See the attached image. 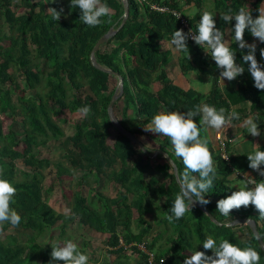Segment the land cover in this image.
I'll return each instance as SVG.
<instances>
[{
    "label": "trees",
    "instance_id": "16d2710c",
    "mask_svg": "<svg viewBox=\"0 0 264 264\" xmlns=\"http://www.w3.org/2000/svg\"><path fill=\"white\" fill-rule=\"evenodd\" d=\"M13 1L0 0V17L13 31L7 46L3 42L8 37L0 35V167L4 169L2 178L17 189L11 206L22 219L14 231L28 236L20 242L14 233L4 235L11 228L9 224L0 226V264H48L53 243L43 237L59 221L62 233L70 223L78 222L85 228L108 234L106 247L116 260L108 258L107 264H148L147 254L139 248L142 243L155 253L156 263L164 259V264H183L185 256L191 252L204 251L202 243L208 236L218 243L223 238L241 248L254 247L260 253V264H264V249L248 224L225 226L240 218H251L259 234L264 236V222L259 220L254 206L233 210L231 217H223L216 211L217 201L236 191L231 186L234 170L240 169L237 176L242 179L243 173L251 170L247 156L225 161L214 149L208 131L201 130V137H208L218 177L206 194L210 202L203 207L221 225L196 205L182 219L169 223L165 215L179 194L180 186L170 161L162 154L151 156L163 150L169 153L181 172L184 167L166 137L157 134L156 140L160 142L157 147H153L156 146L154 141L152 145L145 141L151 139L145 127L155 114L186 112L204 101L217 109L235 108L241 119L234 120L233 125L253 117L259 128L264 129V91L254 87L247 65L235 86L222 89L215 78L219 75L215 62L188 39L190 59L187 53L180 52L181 69L183 72L197 69L212 76L210 91L203 94L193 88L183 89L169 77L168 66L173 56L170 50L162 49L163 43L171 39L175 30L182 29L181 20L173 13L152 9V5L182 11L194 4L198 12L188 16V21L196 31L207 0H128L130 12L122 28L124 0H102L112 9V14L103 17L104 23L95 28L80 22L79 9H70V0H63L67 14L58 22L52 19L48 8L59 11L60 0L55 3L52 0H21L24 12L20 14L14 10ZM211 2L219 17L217 27L223 30L229 25L220 19L219 13L245 7L249 11L252 9L255 17L258 15L255 10L264 0ZM111 28H120L105 44H112V49L103 50V45L95 58L100 66L123 77L124 92L113 106L114 115L139 140H143L141 136L145 138L142 142L146 151H140L141 148L113 124L109 105L118 83L112 87L111 78L116 77L119 82L118 76L97 69L91 59L96 43ZM245 40L257 44V59L264 64L259 55L264 44L254 41L247 32ZM231 47L237 52V63H242L243 53L238 45L232 43ZM85 88L88 93L82 95ZM120 104L123 105L121 116L117 113ZM243 104L249 107H242ZM85 105L91 107V113L88 118H81L77 109ZM68 112L80 119L74 124L72 135H67L55 119V115ZM195 119L198 123L199 117ZM8 121L11 123L6 129ZM52 140H62L63 159L58 162L39 154V149ZM19 160L30 169L19 171ZM51 168H55L58 175H74L79 185L68 215L56 213L45 198L51 186L47 187L44 172ZM150 168L161 178L150 176L147 179ZM255 174L256 180H264L257 172ZM111 182L119 190L114 197L104 192V184ZM88 186L95 192L97 207L83 194L82 189ZM149 213L156 215L155 224L159 227L153 235V225L146 218ZM134 221L137 223L135 232L132 230ZM243 228L248 233L244 238ZM87 244L85 242L84 248L78 249L87 253ZM206 254L212 255L211 250ZM133 255L137 257L133 259ZM99 262L96 259V263Z\"/></svg>",
    "mask_w": 264,
    "mask_h": 264
},
{
    "label": "clouds",
    "instance_id": "9594fccd",
    "mask_svg": "<svg viewBox=\"0 0 264 264\" xmlns=\"http://www.w3.org/2000/svg\"><path fill=\"white\" fill-rule=\"evenodd\" d=\"M55 2L56 0H52V3ZM69 7L72 10L79 9L80 22L89 28L101 25L104 23L102 18L110 17L112 14V9L106 3H102V0H70ZM48 11L52 19L58 22L64 9L57 11L56 8L50 7ZM255 11L258 13L255 17L252 15V9L249 11L245 7H240L235 12L229 8L226 12L219 13L220 19L229 25L223 30L217 27L214 18L216 14L203 11L194 33L186 34L182 29L175 30L167 46L174 53H187L190 59L187 41L191 38L215 62V68L219 70V75L215 78L221 85L225 86V80L231 82L244 74L245 65H247V72L253 79L254 87L264 91V64L257 59V44L248 43L245 40L247 32L254 41L264 44V2ZM232 43L238 45V49L243 53L242 63H237V52L233 51ZM245 49L246 53L243 52ZM259 55L261 60H264V48L259 49ZM211 78L213 77L210 76L209 80ZM77 113L81 118H88L91 107L82 106L77 109ZM197 117H199L198 123L195 119ZM111 119L118 120L115 116H111ZM240 119L235 108L217 109L208 103H201L186 112H159L145 127L146 131L164 136L170 141L174 155L182 161L184 167L182 172L179 169L175 171V180L180 186V191L166 212L165 218L169 223L182 219L186 213L192 211L196 202L202 206L210 202L206 199V194L214 187V181L218 177L215 161L208 147V137H201V130L215 132L217 139H220L229 128L233 127V121ZM241 127L246 128L247 133L253 137L261 135L259 125L253 117L244 119ZM235 140L236 138L233 142ZM246 156L249 161L248 168L257 172L260 177H264V150H261L260 145L252 144V150ZM224 159L227 160L228 157L225 156ZM170 165L175 167L173 161H170ZM3 173L4 169L0 167V226L7 223L12 228H16L22 219L11 206L17 189L9 180L2 178ZM233 173L236 176L239 175L240 169H235ZM243 175L245 178L239 179L238 190L232 191L230 195L217 201L216 211L223 217H231L230 213L233 210L251 205L259 213V220L264 222V180L258 181L247 172ZM67 212L68 210L65 209L66 214ZM254 238L258 241L264 240V236L259 234ZM202 245L204 251L191 252L190 255L185 256L183 264H260V253L252 246L241 248L223 238L218 243L212 236L206 237ZM51 248L48 264H54V262L58 264L61 261L63 264H89V256L81 252L72 240L63 243L55 242ZM208 250H211L212 255L206 254ZM161 264H164V261H161Z\"/></svg>",
    "mask_w": 264,
    "mask_h": 264
},
{
    "label": "rangeland",
    "instance_id": "374dc122",
    "mask_svg": "<svg viewBox=\"0 0 264 264\" xmlns=\"http://www.w3.org/2000/svg\"><path fill=\"white\" fill-rule=\"evenodd\" d=\"M61 1V5L59 6L60 9L63 8L64 12L62 13L61 17L65 18L66 13V8L64 7L63 4V0ZM22 2L21 0H14L13 1V8L14 10L20 14L24 12V9L21 7ZM218 22V20H217ZM217 24V23H216ZM13 33L12 29L10 28V26L0 17V35L4 34L6 35L8 38L4 40L3 43H5V45H9L10 43V35ZM103 50H111L112 49V44L110 45H104L102 47ZM111 83H112V87H114L115 85L119 86V82L117 81L116 77H112L111 78ZM118 88V87H117ZM87 92V88H85L84 90H82V95H86ZM122 104H120L117 108V113L119 116H121L122 114ZM55 119L62 125V127L64 128V130L66 131L67 135H72L75 132V126L74 124L79 122L80 119L74 118V116H72L69 112L66 115L60 114V115H55ZM11 123V121L6 122V129L8 127V125ZM21 127H18L17 129H19ZM22 129H20L19 131H21ZM149 133V131H147ZM152 135H155V133H152ZM117 133L114 131V136H116ZM141 139H143L142 141H144V137H140ZM148 138H146L145 140H147ZM150 144L153 142L150 138L148 139ZM61 141L62 140H52L50 141L47 145L42 146L39 149V154L41 157H48L52 160H54L55 162H58L60 160H62L63 158V148H61ZM152 147V146H151ZM65 164V163H64ZM18 167H19V171L23 170V169H30L28 167H26V165L23 163V161L19 160L18 161ZM20 173V172H19ZM81 174V172H79ZM155 173V172H154ZM21 174V173H20ZM46 180L45 183L47 185V187L51 188V191L47 192V195L45 196L46 200L49 202V204H51L55 210L56 213H60L63 215H68L71 212V207L73 204V199H74V194L79 190V185L77 183V180L75 178V176H71L67 173H63L61 175H58L56 172L55 168H51L48 169L44 172ZM156 174V173H155ZM157 175H159V173H157ZM161 176V175H159ZM20 178H22V176L20 175ZM240 180H242L240 178ZM240 180H235V181H231V186H233V188L235 190H238V186H240ZM108 183L104 184V192L106 195H117L116 189L117 186L115 185V188H111V185L108 186ZM84 196L87 197V199L89 200V202L95 207L96 205V195L93 189L85 187L82 189ZM65 209L68 210L67 214L65 213ZM146 217L151 221L152 225L154 228L159 229V227L155 224V218L156 215L154 213H149L146 215ZM61 224L62 222L59 221L56 226L53 227V230L51 232H49L48 235L44 236L43 238H46L47 241H50V243H55V242H66L67 240H72L73 242H75L78 247H83L84 248V243H88L87 247H85L87 249V254L89 256V264H107V259L109 258V260L115 261L116 260V256L113 254L109 253V250L106 247V241L108 239V234H102L99 233L95 230L89 229V228H85L84 226H81L80 224H78V222H74V223H70L67 228L65 229L64 233L61 232ZM136 222L134 221L133 226H132V230L135 232L136 231ZM155 229V230H156ZM155 232V231H153ZM15 234V236L18 237L20 242H24L27 239V234H25L24 232H20L17 233L14 231V228H10L8 231H6L4 233L5 236H10L12 234ZM13 234V235H14ZM155 234V233H153ZM152 234V235H153ZM247 229L243 228L242 231V237L244 238L247 235ZM151 236V235H150ZM136 255H133L132 258H136ZM96 259H99V263H96ZM138 259V258H137ZM136 259V260H137Z\"/></svg>",
    "mask_w": 264,
    "mask_h": 264
},
{
    "label": "crops",
    "instance_id": "0c3cea01",
    "mask_svg": "<svg viewBox=\"0 0 264 264\" xmlns=\"http://www.w3.org/2000/svg\"><path fill=\"white\" fill-rule=\"evenodd\" d=\"M203 11H211L214 15L216 14L214 18L216 19V22H217V20L219 18L218 13L214 11L211 0L206 1V5L202 9V12ZM182 12L188 18V16L197 13L198 8L193 4V5L187 6L184 10H182ZM227 38L228 37L226 36V39ZM162 49L164 51L170 50L172 52L173 61L168 66V74H169L170 79L176 85H178L179 87H181L183 89L193 88V89H195V90H197L203 94H207L210 91V88L212 85V78L209 80L210 75L201 73L197 69H193L189 72H183L181 69L180 62H179L180 52L174 53L173 50L167 46V42L163 43ZM224 85L225 86L220 84L222 89H227L231 86H235L236 80H233L231 82L225 80ZM203 103H207V102L204 101ZM242 107L248 108L249 105L243 104ZM241 124H242V122L237 124V125H233L232 128H229L227 130V132L224 135H222V137L225 139V141L227 143V150H228V153L230 154V157L235 158V159L239 158L243 155L248 154V152L252 150V144H259L261 148L264 147V129H260L261 135L259 137H253L247 133L246 128L241 127ZM149 134L151 136V140L154 141L156 144V146H153V147H157L160 143L159 140H156L157 134L152 135L150 131H149ZM208 136L211 139V142H212L214 149L220 153L219 141L216 137L215 132H209L208 131ZM235 138H236V140H235V142H233V139H235ZM145 141L150 144L148 139ZM150 145H152V144H150ZM157 173L158 172L155 171L153 168H150L148 173H147V176H148L147 179H149L150 176H156L158 178H161V176H159L160 174L157 175ZM255 173L256 172L253 171L252 169L249 170V172H248V174L254 179L256 177ZM78 175H81V174L78 173ZM243 178H245V177L243 176ZM238 179H240L238 176H236L235 174L232 175V181H235ZM108 184H109L108 186L111 185V188H115L114 182H111ZM88 188H90V187L88 186ZM118 191L119 190L116 189L117 194H118ZM111 196L114 197L116 195L111 194ZM95 207H97V206H95ZM147 220L151 223V221L148 218H147ZM155 229L156 228L153 227L151 235L158 231V229H156V230ZM153 231H155V232H153ZM147 238H149V237H147Z\"/></svg>",
    "mask_w": 264,
    "mask_h": 264
},
{
    "label": "water",
    "instance_id": "95a60500",
    "mask_svg": "<svg viewBox=\"0 0 264 264\" xmlns=\"http://www.w3.org/2000/svg\"><path fill=\"white\" fill-rule=\"evenodd\" d=\"M124 3H125V8H124V20H123V22H122L120 28H122V27L125 25V23H126V21H127V19H128V16H129V12H130L129 1H128V0H124ZM120 28H119V29H120ZM119 29H118V30H119ZM118 30H115L114 28H111V29H110L105 35H103V36L99 39V41L96 43V45H95V47H94V49H93V51H92V54H91L92 62H93V64L95 65V67H96L97 69H99V70H101V71L109 72V73L112 74V75H117V76H118V79H119V86H118V88L116 89V91H115V93H114V95H113V97H112V100H111V102H110V105H109V114H110V117H111V116H115V115H114L113 106H114L115 102L117 101V99H118L119 97H121L122 94H123V92H124V79H123V77H122L119 73L114 72V71H111V70H107V69H105L104 67L100 66V65L98 64V62L96 61L95 56H96V53L101 49V47H102L103 45H105V44L108 42V40H109L111 37H113V36L118 32ZM116 119H117V118H116ZM111 120H112L113 124L115 125L116 129H117L118 131H120V133H122L123 135H125L126 137H128V138H129L134 144H136L137 146H139L141 149H145L144 143H143L141 140H139L135 135H133L131 132H129V131H128V130L122 125V123H121L119 120H115V119H111ZM144 151H146V149H145ZM159 154L164 155L169 161H173V162H174V160H173L172 157L169 155V153H167V152H165V151H163V150H157V151L154 153V155L151 156V157H152V158H155V157H157ZM174 164H175V162H174ZM174 169H175V171H176V169H178V167H177L176 164H175ZM195 205H196L197 207L203 209V210L209 215V217H210L215 223L221 225V223L217 222L216 219H215V217L212 216L210 213H208L207 210H206L202 205H200L198 202H196ZM239 224H248V225L252 228V230H253V232H254L255 235L259 234L257 224H256V222H255L253 219H251V218H240V219H237V220H235V221H233V222H231V223H229V224H227V225H230V226H236V225H239ZM259 235H260V234H259ZM259 243H260V245H261V246L263 247V249H264V241H263V240H259Z\"/></svg>",
    "mask_w": 264,
    "mask_h": 264
},
{
    "label": "built area",
    "instance_id": "2783aa9c",
    "mask_svg": "<svg viewBox=\"0 0 264 264\" xmlns=\"http://www.w3.org/2000/svg\"><path fill=\"white\" fill-rule=\"evenodd\" d=\"M152 9L158 10L160 12L173 13L177 18H179L181 20V27H182V30L184 31V33L188 34V33H194L195 32L193 27L190 25L188 18L183 14L182 11L176 10V9H170L166 6H159V5H155V4L152 5ZM189 40L193 41L191 38H189ZM218 141H219L220 155L222 156L223 159L225 156H227L228 159L227 160L224 159V160L229 162L231 160V157H230V154L228 153L227 143H226L225 139L221 136L220 139H218ZM139 248L147 254L148 264H158V263H156L155 253L153 251L148 250L145 243L139 244ZM161 261L165 262L164 259H160L159 264H161Z\"/></svg>",
    "mask_w": 264,
    "mask_h": 264
}]
</instances>
